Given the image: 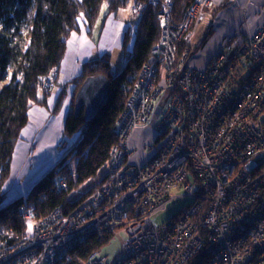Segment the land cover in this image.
I'll return each instance as SVG.
<instances>
[{
    "label": "built area",
    "instance_id": "obj_1",
    "mask_svg": "<svg viewBox=\"0 0 264 264\" xmlns=\"http://www.w3.org/2000/svg\"><path fill=\"white\" fill-rule=\"evenodd\" d=\"M152 1L161 38L115 127L120 145L106 184L71 214L59 208L36 222L22 206L29 229L0 252V264H67L75 246L120 230L124 259L107 263L95 250L82 264H187L203 249L204 264H264V22L196 69L188 64L190 48L176 59L177 42L190 44L212 0H195L180 24L170 2ZM237 61L251 68L240 88L229 79ZM54 80L51 74L45 88ZM154 120L158 139L147 146L153 154L130 164L137 152L129 147L132 132ZM179 189L184 193L173 194ZM182 203L177 217L154 223Z\"/></svg>",
    "mask_w": 264,
    "mask_h": 264
},
{
    "label": "trees",
    "instance_id": "obj_2",
    "mask_svg": "<svg viewBox=\"0 0 264 264\" xmlns=\"http://www.w3.org/2000/svg\"><path fill=\"white\" fill-rule=\"evenodd\" d=\"M194 1L163 0L171 3L176 24L183 22ZM131 2L0 0V252L27 232L20 211L22 206L28 209L36 222L45 220L59 208L70 214L86 204L105 183L102 179L74 201L69 198L84 182L95 177L104 167L108 168L113 149L120 144L115 125L124 113L143 66L161 38L159 6L152 0H134L135 9L142 5L136 9L140 19L125 31L121 47L126 57L123 70L114 76L111 54L106 53L84 63L79 76L71 82L75 90L65 117L63 134L64 139L76 137L73 146L31 186L25 196L8 201L5 193V186L11 178L15 149L29 122L30 110L34 106L46 105L52 88H45V82L51 74H55L56 80L71 37L82 33L92 37L97 30L99 38L106 20L128 8ZM103 6L106 14L101 18ZM98 23L100 27L97 29ZM210 35L211 32L201 45ZM187 48L190 46L184 40L177 42V60L182 58ZM249 70L251 68L237 61L235 71L229 77L231 83L240 88ZM97 76L108 79V97L96 115L87 120L84 109L75 114V96L87 79ZM152 123L156 126V120ZM59 148L63 149L62 143ZM189 173L194 176L193 171L189 170ZM195 183L198 184L196 180ZM112 237L103 240L91 237L85 244L75 246L71 250L72 259L67 264H82L89 253L102 250ZM206 259L203 249L187 264H204Z\"/></svg>",
    "mask_w": 264,
    "mask_h": 264
},
{
    "label": "crops",
    "instance_id": "obj_3",
    "mask_svg": "<svg viewBox=\"0 0 264 264\" xmlns=\"http://www.w3.org/2000/svg\"><path fill=\"white\" fill-rule=\"evenodd\" d=\"M263 22L264 0H212V6L205 10L203 19L195 26L189 44L191 55L188 64L196 69H205L224 52L229 40L238 43L244 35L255 34ZM128 27L129 24L119 19L117 14L106 20L97 41L85 33L71 37L56 77L59 80L61 76V84L55 83L52 87L45 106H34L30 110L29 122L21 133L13 156L11 178L5 186L9 197L16 196V193L20 194L17 198L25 196L31 186L57 163L54 164L63 152L59 147L64 140L65 117L75 90L71 82L79 76L84 63L120 49ZM210 32L209 39L201 45ZM157 139L153 123L136 128L129 138V147L137 152L129 156V163L147 162L153 154L147 146ZM106 171L107 168L104 174Z\"/></svg>",
    "mask_w": 264,
    "mask_h": 264
},
{
    "label": "rangeland",
    "instance_id": "obj_4",
    "mask_svg": "<svg viewBox=\"0 0 264 264\" xmlns=\"http://www.w3.org/2000/svg\"><path fill=\"white\" fill-rule=\"evenodd\" d=\"M131 5L126 8L121 10L118 13V17L119 19L124 20L125 22H127L129 25H133L136 24L138 22V20L140 19V14L138 11H136L135 7H134V0H131ZM106 14V7L103 6L102 8V12H101V18H103V16H105ZM100 18V19H101ZM100 27L99 23L97 24V29ZM94 41L98 40V34H97V30H95L93 36H92ZM111 54V65H112V72L113 75L116 76L118 75L124 68V66L126 65V57H125V53L124 51H122V48L120 49H115L113 50V52H110ZM57 84H61V76L60 79L56 80ZM54 88V87H53ZM52 88V89H53ZM51 89V90H52ZM61 112V111H60ZM120 120H118V122L116 123V125L119 123ZM115 125V127H116ZM119 137V136H118ZM66 140V141H65ZM65 141V142H64ZM76 141V137L75 138H71V139H64L62 142V147H63V152L60 153V156H58L57 160L54 162V164L56 162H58L62 157H64L65 153L68 152V149L71 148L73 146V144ZM120 143V140H119ZM120 145V144H119ZM118 145V146H119ZM66 146V148H65ZM61 150V149H60ZM60 152V151H59ZM54 154V158H55ZM53 164V165H54ZM145 164V163H144ZM51 168V167H50ZM107 167H104L103 169H101L98 174L93 177L90 178L89 180H87L86 182H84L80 188L74 192H72L69 196L71 201H74L75 199H77L83 192H85L86 190H88L91 186L99 183L102 179H105V175L104 174V169H106ZM189 181L194 184V186L196 185L195 183V178L193 175H189L188 176ZM106 182L103 184L105 185ZM19 191H22V188L19 189ZM184 191H182L181 189L173 191V194L175 195H181L183 194ZM20 195V194H19ZM16 196H12L9 197V194L7 195L8 200L9 201H13L17 198ZM187 203H182V204H177L174 205L173 207H170L169 209H167L165 212L163 213H159L156 218H154V223L157 225L162 224L163 222L167 221L168 219L171 218H175L177 217V215L181 212V210L183 209V207L186 205ZM73 213V212H72ZM71 214V213H70ZM23 218V217H22ZM29 229V228H28ZM126 238L125 232L123 230L118 231L112 238L111 240L103 247V249L101 250V255L106 259L107 263H112L116 260H122L124 259L123 255H121V251H122V246L124 243V239Z\"/></svg>",
    "mask_w": 264,
    "mask_h": 264
},
{
    "label": "water",
    "instance_id": "obj_5",
    "mask_svg": "<svg viewBox=\"0 0 264 264\" xmlns=\"http://www.w3.org/2000/svg\"><path fill=\"white\" fill-rule=\"evenodd\" d=\"M109 82L106 77L97 76L87 79L75 96V114L84 109L85 117L91 120L104 106L108 97Z\"/></svg>",
    "mask_w": 264,
    "mask_h": 264
},
{
    "label": "bare ground",
    "instance_id": "obj_6",
    "mask_svg": "<svg viewBox=\"0 0 264 264\" xmlns=\"http://www.w3.org/2000/svg\"><path fill=\"white\" fill-rule=\"evenodd\" d=\"M73 84V83H72ZM60 161V160H59ZM25 224V223H24ZM26 225V224H25Z\"/></svg>",
    "mask_w": 264,
    "mask_h": 264
}]
</instances>
